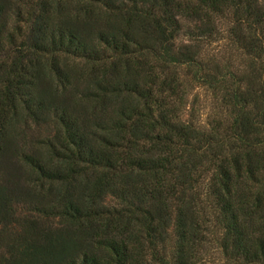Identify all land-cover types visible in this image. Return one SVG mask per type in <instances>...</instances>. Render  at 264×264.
I'll return each instance as SVG.
<instances>
[{
  "label": "trees",
  "instance_id": "16d2710c",
  "mask_svg": "<svg viewBox=\"0 0 264 264\" xmlns=\"http://www.w3.org/2000/svg\"><path fill=\"white\" fill-rule=\"evenodd\" d=\"M25 4L0 0V264H196L211 228L264 264V0Z\"/></svg>",
  "mask_w": 264,
  "mask_h": 264
},
{
  "label": "rangeland",
  "instance_id": "374dc122",
  "mask_svg": "<svg viewBox=\"0 0 264 264\" xmlns=\"http://www.w3.org/2000/svg\"><path fill=\"white\" fill-rule=\"evenodd\" d=\"M33 0H24L25 5L29 4ZM27 7V6H26ZM220 33L216 35L213 40L206 41L203 44L204 54L207 58H214L223 62L224 65L232 66L233 72L236 69L242 68L243 58L239 56L237 51L233 49L229 41L227 40L228 25L227 21H221L217 23ZM178 43L189 44L188 37L182 36ZM73 61V60H71ZM189 104L193 116L199 124H209L212 121L218 119L219 114L222 112L219 101L212 95V93L205 87L200 85H190L188 87ZM189 108V109H190ZM215 230L210 229L206 233V241L200 246L198 254L196 256V264H226L218 245L215 243Z\"/></svg>",
  "mask_w": 264,
  "mask_h": 264
}]
</instances>
